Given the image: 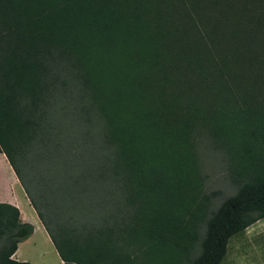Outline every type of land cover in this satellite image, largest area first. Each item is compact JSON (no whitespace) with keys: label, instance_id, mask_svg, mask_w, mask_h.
Masks as SVG:
<instances>
[{"label":"trees","instance_id":"obj_1","mask_svg":"<svg viewBox=\"0 0 264 264\" xmlns=\"http://www.w3.org/2000/svg\"><path fill=\"white\" fill-rule=\"evenodd\" d=\"M0 153L63 264H220L264 218V0H0ZM31 232L0 201V264Z\"/></svg>","mask_w":264,"mask_h":264},{"label":"rangeland","instance_id":"obj_2","mask_svg":"<svg viewBox=\"0 0 264 264\" xmlns=\"http://www.w3.org/2000/svg\"><path fill=\"white\" fill-rule=\"evenodd\" d=\"M209 161L204 171L208 176V191H223L227 185L223 178L224 169L214 160ZM15 181L17 180L11 168L0 153V199L10 195L18 204L22 215H25L31 210L21 187ZM32 214V219L27 217L25 220H30L34 228L33 234L30 242L22 246V250L28 253L29 260L34 264H51L56 259L54 249L47 247L45 231L35 213ZM261 262H264V218L247 226L240 234L230 237L221 264H261Z\"/></svg>","mask_w":264,"mask_h":264},{"label":"crops","instance_id":"obj_3","mask_svg":"<svg viewBox=\"0 0 264 264\" xmlns=\"http://www.w3.org/2000/svg\"><path fill=\"white\" fill-rule=\"evenodd\" d=\"M15 180H16V178H15ZM15 182L18 183V181H15ZM18 184H19V183H18ZM19 186H20V185H19ZM23 193H24V192H23ZM25 197H26V196H25ZM0 198H1V196H0ZM26 199H27V198H26ZM0 201H1V202H7V203H10V204L16 206L17 209L19 210V214H20V218H21V220L30 223V220L26 221L25 219H27V217H28V219H32V217H33V214H32V213H34V211H33V209L31 208V206L29 205L28 200H27V203H28L29 208H30L31 211H28V210H27L28 212H27V214H25V215H22V212H21V210L19 209L18 204L15 202V200H14L10 195H6V196L3 197L2 199H0ZM31 212H32V213H31ZM30 224H31V223H30ZM31 225H32V224H31ZM33 229H34V228H33V226H32V232L30 233V235H29L28 237H26L25 239H23V240H21L20 242L17 243V247H16L14 253L12 254V258H13V259L18 260V261H24V260H26L29 264H34V263H32V262L29 260V259H30V256L28 255V253H25V252H23V250H22V246L25 245L26 243H29V242H30V240H31L30 238H31V236H32V234H33ZM44 236H45L44 238H45V240H46V242H47V247H51L52 250H53L54 247H53V245H52L50 239L48 238L46 232H45ZM54 250H55V249H54ZM54 250H53V252H55L56 259H55L53 262H51V264H63L62 261L60 260V258L58 257L56 251H54ZM239 263H240V262H239ZM220 264H221V263H220ZM242 264H244V263H242ZM261 264H264V262H261Z\"/></svg>","mask_w":264,"mask_h":264}]
</instances>
